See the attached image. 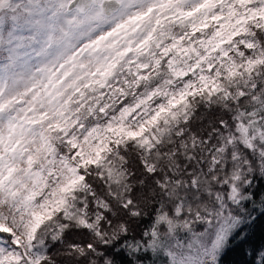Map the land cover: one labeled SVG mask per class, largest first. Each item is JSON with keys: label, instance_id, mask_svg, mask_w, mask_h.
Returning <instances> with one entry per match:
<instances>
[{"label": "snow or ice", "instance_id": "6c2138e0", "mask_svg": "<svg viewBox=\"0 0 264 264\" xmlns=\"http://www.w3.org/2000/svg\"><path fill=\"white\" fill-rule=\"evenodd\" d=\"M264 0H0V264H264Z\"/></svg>", "mask_w": 264, "mask_h": 264}, {"label": "trees", "instance_id": "16d2710c", "mask_svg": "<svg viewBox=\"0 0 264 264\" xmlns=\"http://www.w3.org/2000/svg\"><path fill=\"white\" fill-rule=\"evenodd\" d=\"M262 242H264V231L258 226L252 237V244L259 246ZM228 259L237 262V264H250L251 261V257H245L239 252L230 254Z\"/></svg>", "mask_w": 264, "mask_h": 264}]
</instances>
